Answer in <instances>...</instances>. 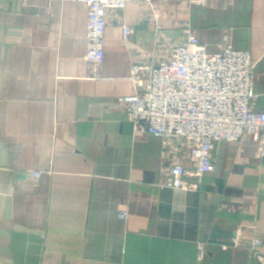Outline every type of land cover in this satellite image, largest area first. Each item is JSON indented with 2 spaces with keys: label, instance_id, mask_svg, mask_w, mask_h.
Returning a JSON list of instances; mask_svg holds the SVG:
<instances>
[{
  "label": "crops",
  "instance_id": "0c3cea01",
  "mask_svg": "<svg viewBox=\"0 0 264 264\" xmlns=\"http://www.w3.org/2000/svg\"><path fill=\"white\" fill-rule=\"evenodd\" d=\"M153 4L111 13L93 74L85 4L0 0V264H264V155L252 136L217 144L198 191L164 190L162 138L135 132L118 103L134 92L131 68L191 27L211 55L226 37L252 53L264 111V0Z\"/></svg>",
  "mask_w": 264,
  "mask_h": 264
},
{
  "label": "built area",
  "instance_id": "2783aa9c",
  "mask_svg": "<svg viewBox=\"0 0 264 264\" xmlns=\"http://www.w3.org/2000/svg\"><path fill=\"white\" fill-rule=\"evenodd\" d=\"M51 1L87 6L86 60L95 74L105 59L111 13L122 12L139 0ZM142 1L155 8L154 0ZM123 30L128 37L132 29L125 25ZM186 31V38L170 45L154 64L133 66L130 79L134 92L118 98L135 132L162 138L167 166L159 187L164 190L198 191L203 176L214 171L213 154L220 142L239 143L249 135L264 155V111L255 110L252 53L235 50L226 37L221 51L211 55L191 27ZM142 74L148 79L143 90ZM187 163L193 164L194 171ZM34 176L38 178L40 173ZM189 176L196 178L197 184H189ZM254 243L258 247L263 241Z\"/></svg>",
  "mask_w": 264,
  "mask_h": 264
},
{
  "label": "rangeland",
  "instance_id": "374dc122",
  "mask_svg": "<svg viewBox=\"0 0 264 264\" xmlns=\"http://www.w3.org/2000/svg\"><path fill=\"white\" fill-rule=\"evenodd\" d=\"M209 53V52H208ZM210 54V53H209Z\"/></svg>",
  "mask_w": 264,
  "mask_h": 264
}]
</instances>
